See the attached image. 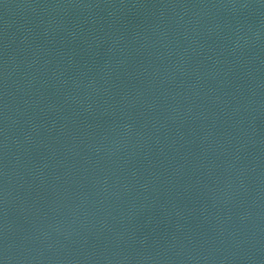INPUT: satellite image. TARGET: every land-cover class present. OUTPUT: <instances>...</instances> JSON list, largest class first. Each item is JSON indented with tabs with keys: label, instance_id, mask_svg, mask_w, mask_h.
<instances>
[{
	"label": "water",
	"instance_id": "obj_1",
	"mask_svg": "<svg viewBox=\"0 0 264 264\" xmlns=\"http://www.w3.org/2000/svg\"><path fill=\"white\" fill-rule=\"evenodd\" d=\"M0 264H170L0 137Z\"/></svg>",
	"mask_w": 264,
	"mask_h": 264
}]
</instances>
